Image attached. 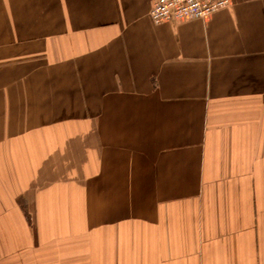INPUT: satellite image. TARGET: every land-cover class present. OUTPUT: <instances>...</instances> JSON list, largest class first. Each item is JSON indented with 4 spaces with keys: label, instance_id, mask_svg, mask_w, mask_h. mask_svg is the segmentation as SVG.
Instances as JSON below:
<instances>
[{
    "label": "crops",
    "instance_id": "0c3cea01",
    "mask_svg": "<svg viewBox=\"0 0 264 264\" xmlns=\"http://www.w3.org/2000/svg\"><path fill=\"white\" fill-rule=\"evenodd\" d=\"M0 0V264H264V0Z\"/></svg>",
    "mask_w": 264,
    "mask_h": 264
},
{
    "label": "built area",
    "instance_id": "2783aa9c",
    "mask_svg": "<svg viewBox=\"0 0 264 264\" xmlns=\"http://www.w3.org/2000/svg\"><path fill=\"white\" fill-rule=\"evenodd\" d=\"M230 5L231 0H156L150 15L155 23L205 18Z\"/></svg>",
    "mask_w": 264,
    "mask_h": 264
}]
</instances>
